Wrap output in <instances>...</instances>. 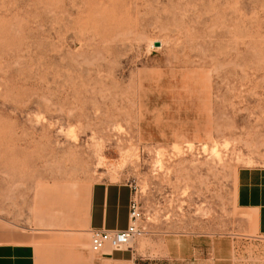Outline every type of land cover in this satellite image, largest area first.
I'll return each instance as SVG.
<instances>
[{
  "label": "rangeland",
  "instance_id": "rangeland-1",
  "mask_svg": "<svg viewBox=\"0 0 264 264\" xmlns=\"http://www.w3.org/2000/svg\"><path fill=\"white\" fill-rule=\"evenodd\" d=\"M244 167H264V0H0V219L40 251L100 255L83 197L118 181L142 233L104 252L264 264Z\"/></svg>",
  "mask_w": 264,
  "mask_h": 264
},
{
  "label": "crops",
  "instance_id": "crops-1",
  "mask_svg": "<svg viewBox=\"0 0 264 264\" xmlns=\"http://www.w3.org/2000/svg\"><path fill=\"white\" fill-rule=\"evenodd\" d=\"M133 186L126 182L97 181L83 197L81 231L95 229L121 230L130 221ZM238 206L253 214L256 231L264 236V167H244L237 181ZM37 231L10 226L0 219V264H137L136 256L119 252H100L98 256L73 253L72 258H56V250L49 254L35 245ZM96 253V252H95ZM99 254V253H98ZM142 259V258H141Z\"/></svg>",
  "mask_w": 264,
  "mask_h": 264
},
{
  "label": "built area",
  "instance_id": "built-area-1",
  "mask_svg": "<svg viewBox=\"0 0 264 264\" xmlns=\"http://www.w3.org/2000/svg\"><path fill=\"white\" fill-rule=\"evenodd\" d=\"M130 221L125 229L107 230L95 229L91 232V249L96 253L103 252L107 247L112 251H126L133 249V243L141 235L139 225L141 213L135 198L130 205Z\"/></svg>",
  "mask_w": 264,
  "mask_h": 264
},
{
  "label": "water",
  "instance_id": "water-1",
  "mask_svg": "<svg viewBox=\"0 0 264 264\" xmlns=\"http://www.w3.org/2000/svg\"><path fill=\"white\" fill-rule=\"evenodd\" d=\"M157 46H160V42L157 43Z\"/></svg>",
  "mask_w": 264,
  "mask_h": 264
}]
</instances>
